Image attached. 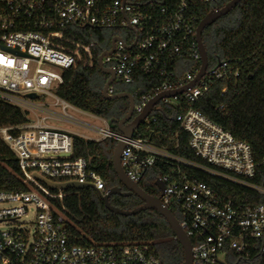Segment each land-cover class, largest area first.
Masks as SVG:
<instances>
[{
	"label": "built area",
	"instance_id": "obj_1",
	"mask_svg": "<svg viewBox=\"0 0 264 264\" xmlns=\"http://www.w3.org/2000/svg\"><path fill=\"white\" fill-rule=\"evenodd\" d=\"M216 2L0 0V103L36 114L47 110L46 100L51 98L53 105H61L65 118L74 119L65 111L73 106L60 99L56 91L63 72L75 66L81 50L87 51V47L64 31L74 26L111 28L115 29L112 38L119 39L114 41L112 53L102 57V64L114 70V81L133 84L144 73L160 79L151 91L140 93L137 88L131 93L132 118L138 116L149 99L180 89L195 78L200 70V54L192 10L198 3ZM121 29L129 33L127 37L117 33ZM182 59L191 62L186 66ZM206 68L193 86L159 100L131 137L125 138L111 129L107 120L92 114L103 126L82 124L95 132L90 140L108 138L124 143L120 164L132 182L138 183L156 163L168 166L156 177L164 186L158 197L164 208L175 211L176 220L189 238L192 264H264V178L259 173L264 169V157L255 161L247 142L235 139L192 106L208 91L210 82L226 78L231 69L222 59L218 65ZM107 92L115 93L111 84ZM159 104L178 108L173 118L187 133V144L199 161L179 156L174 151L177 144L170 147L140 135L138 129L143 123L156 121L152 113L160 110H156ZM28 115L24 122L0 127L1 140L30 183L26 190L0 191V204L13 205L0 207V223L14 225L0 230V264H160L146 243L73 242L66 218L53 202L57 199L61 204L65 193L52 191L42 179L84 184L97 195L108 194L110 188L89 167L87 159L73 157L75 134L47 125L44 121L48 114L37 120ZM203 173L247 189L252 198L263 200L254 202L250 196L237 203L222 197L212 185L199 180L197 174ZM28 205H33V220L20 222L27 216ZM30 223L34 224L26 226Z\"/></svg>",
	"mask_w": 264,
	"mask_h": 264
},
{
	"label": "trees",
	"instance_id": "obj_2",
	"mask_svg": "<svg viewBox=\"0 0 264 264\" xmlns=\"http://www.w3.org/2000/svg\"><path fill=\"white\" fill-rule=\"evenodd\" d=\"M230 0H217L214 4L198 3L192 10L196 16L195 27L210 10L224 6ZM202 42L207 52V67L216 65L219 59L227 60L231 67L226 78L209 83L208 91L192 106L203 112L211 121L228 130L237 140L247 142L253 159L264 157V0H240L225 15L218 17L202 30ZM115 29L69 27L64 34L87 47L75 66L62 74V83L56 95L86 113L102 117L107 121L122 118L128 110L127 98L105 99L101 90L108 78L97 65L101 52L109 48ZM187 57L186 55H184ZM185 65L191 62L182 59ZM184 63V62H182ZM183 65V64H182ZM160 79L143 74L133 84L111 83L114 92L133 93L151 91ZM225 88L224 92L222 89ZM152 113L155 122L143 123L138 129L141 136L156 142L177 144L174 151L193 161H199L187 144V133L179 129L173 116L178 108L172 104H159ZM27 113L14 106L0 103V127L26 121ZM119 131L116 123L109 124ZM115 141L111 139L90 140L73 135V157H83L89 167L105 181L107 187L120 186L113 171L111 155ZM168 166L156 163L144 172L138 181L141 189L158 196L154 179L160 177ZM264 178V169L260 170ZM222 196L241 203L242 198H252V192L208 174H197ZM30 183L19 170L13 153L0 138V191H22ZM52 190V189H51ZM122 190H124L122 188ZM55 191L56 190H52ZM62 203L55 199L54 205L66 218V229L74 243L89 245L120 241L124 243H146L160 264H182L183 249L172 233L168 223L152 209L122 216L107 210L97 193L89 186L69 187L62 190ZM253 201L261 202V197ZM112 206L129 210L142 204L134 194L127 197L111 195ZM171 213L177 218L174 210Z\"/></svg>",
	"mask_w": 264,
	"mask_h": 264
},
{
	"label": "water",
	"instance_id": "obj_3",
	"mask_svg": "<svg viewBox=\"0 0 264 264\" xmlns=\"http://www.w3.org/2000/svg\"><path fill=\"white\" fill-rule=\"evenodd\" d=\"M240 0H230L227 2L224 6L218 7V9L210 10L204 17L200 19V22L197 24L195 28V41L197 44V49L199 50L200 54V70L195 76V78L190 81L187 85L182 86L180 89L167 91L158 95H155L151 99H149L146 104L145 108L138 116H135L132 118L133 113V96L129 91L126 92H116L109 94L107 92V89L109 85L114 81L115 79V72L111 68H106L102 64V57L105 54H111L113 49V44L116 39H119L118 37H113L110 43V48L108 51H103L100 53V55L97 58V65L98 68L108 76L106 79L101 94L105 99H121V98H127L128 101V110L126 114L118 119H110L108 120V124H111L113 122L116 123V126L118 127L119 131L124 135L125 138L131 137L134 130L138 127L139 124H141L145 118L150 114V112L153 109V106L158 103L159 100L163 99L164 97H172L177 94L182 93L188 86H193L197 80L201 78V76L205 73L206 67H207V52L206 49H204L203 42H202V30L212 24L215 20L218 19V17L225 15L234 8L237 3ZM219 64V60L217 61V65ZM30 97H34V95H30ZM124 143L121 141H118L114 144V148L111 155V163L113 167V171L118 179V182L120 183V186H113L110 188L109 193L106 195H98L99 199L103 202L105 208L109 210L110 212L122 216H129L135 213H138L140 211L152 209L155 210L169 225L172 233L174 234L175 238L179 241V243L182 246L183 249V257L184 260L182 264H192V257H191V243L189 238L185 236L184 231L181 229L180 224L178 220L174 217V215L171 213V211L168 208H164L161 205V202L159 201L158 196H152L146 192H144L138 183L132 182L129 180L126 175L124 174L121 164H120V154L122 150L124 149ZM42 181L51 189L54 190H64L69 187H84V184H80L77 182H65V183H53L47 180ZM155 185L157 189L162 193L163 191V183L160 182L159 179L154 180ZM122 188L124 190H122ZM121 195L124 197H127L128 195H136L142 202L139 206H136L134 208H131L129 210L122 209L119 207L112 206L109 202V197L111 195Z\"/></svg>",
	"mask_w": 264,
	"mask_h": 264
},
{
	"label": "rangeland",
	"instance_id": "obj_4",
	"mask_svg": "<svg viewBox=\"0 0 264 264\" xmlns=\"http://www.w3.org/2000/svg\"><path fill=\"white\" fill-rule=\"evenodd\" d=\"M120 35H122L124 38L127 37L129 34L126 32V30L121 29L118 30ZM48 103L47 110L46 111H38L36 114H31L27 112L29 115L28 117L31 120H37L41 119L45 115H49L47 119H45V123L51 127L63 129L66 130L72 134H75L77 136H81L85 139L94 138L96 136L95 132L84 126L82 123H89L95 126H103L102 121L99 119L101 118L103 121L106 120L102 117L95 118L89 113H85L79 109H76L74 107L72 108H66V113L70 115L74 119H67L64 117V111L62 110V107L60 104L53 105V99L49 98L46 100ZM2 206H13L12 204H0V207ZM28 212L26 217H22L20 222H31L33 220L34 214H33V205L27 206ZM34 223L26 224V226H32ZM23 225V224H16V226ZM14 226L13 224L9 225L6 223H0V230H4L7 228H11Z\"/></svg>",
	"mask_w": 264,
	"mask_h": 264
},
{
	"label": "flooded vegetation",
	"instance_id": "obj_5",
	"mask_svg": "<svg viewBox=\"0 0 264 264\" xmlns=\"http://www.w3.org/2000/svg\"><path fill=\"white\" fill-rule=\"evenodd\" d=\"M159 194V193H158ZM229 264H243V263H241V262H239V261H233V262H231V263H229Z\"/></svg>",
	"mask_w": 264,
	"mask_h": 264
}]
</instances>
